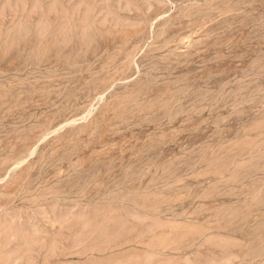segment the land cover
Segmentation results:
<instances>
[{"label": "rangeland", "instance_id": "374dc122", "mask_svg": "<svg viewBox=\"0 0 264 264\" xmlns=\"http://www.w3.org/2000/svg\"><path fill=\"white\" fill-rule=\"evenodd\" d=\"M0 264H264V0H0Z\"/></svg>", "mask_w": 264, "mask_h": 264}, {"label": "bare ground", "instance_id": "6f19581e", "mask_svg": "<svg viewBox=\"0 0 264 264\" xmlns=\"http://www.w3.org/2000/svg\"><path fill=\"white\" fill-rule=\"evenodd\" d=\"M47 50H48V47H46V50H45V51H47ZM67 61H68V60H65V63H67ZM22 162H23V161H22ZM18 164H19V163H18Z\"/></svg>", "mask_w": 264, "mask_h": 264}]
</instances>
